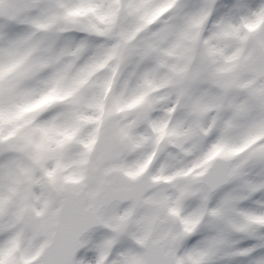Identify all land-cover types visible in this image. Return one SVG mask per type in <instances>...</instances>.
Masks as SVG:
<instances>
[{"label": "snow or ice", "instance_id": "6c2138e0", "mask_svg": "<svg viewBox=\"0 0 264 264\" xmlns=\"http://www.w3.org/2000/svg\"><path fill=\"white\" fill-rule=\"evenodd\" d=\"M0 264H264V0H0Z\"/></svg>", "mask_w": 264, "mask_h": 264}]
</instances>
